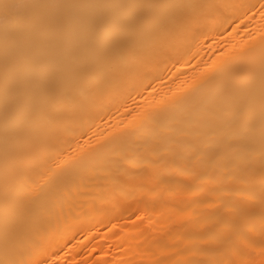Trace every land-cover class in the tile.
I'll return each instance as SVG.
<instances>
[{
    "label": "bare ground",
    "instance_id": "bare-ground-1",
    "mask_svg": "<svg viewBox=\"0 0 264 264\" xmlns=\"http://www.w3.org/2000/svg\"><path fill=\"white\" fill-rule=\"evenodd\" d=\"M0 264H264V0H0Z\"/></svg>",
    "mask_w": 264,
    "mask_h": 264
}]
</instances>
